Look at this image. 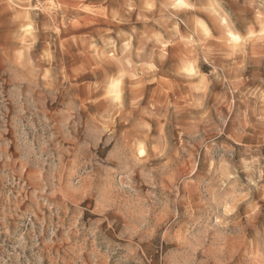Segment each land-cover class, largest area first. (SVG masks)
Returning a JSON list of instances; mask_svg holds the SVG:
<instances>
[{
  "label": "clouds",
  "instance_id": "obj_1",
  "mask_svg": "<svg viewBox=\"0 0 264 264\" xmlns=\"http://www.w3.org/2000/svg\"><path fill=\"white\" fill-rule=\"evenodd\" d=\"M0 264H264V0H0Z\"/></svg>",
  "mask_w": 264,
  "mask_h": 264
}]
</instances>
